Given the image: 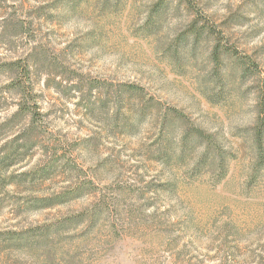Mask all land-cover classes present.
<instances>
[{"label":"rangeland","instance_id":"obj_1","mask_svg":"<svg viewBox=\"0 0 264 264\" xmlns=\"http://www.w3.org/2000/svg\"><path fill=\"white\" fill-rule=\"evenodd\" d=\"M187 1L241 53L221 51L214 63L212 38L179 39L192 18ZM156 2L0 0V231L105 203L98 224L64 228L62 257L4 264H264V167L252 177L248 137L264 90V0H165L160 20L149 18ZM240 55L259 72L242 77ZM16 57L31 67L34 123L15 115L7 86ZM128 84L142 92L129 95ZM168 109L216 135L231 157L222 181L175 161L179 139L166 141L157 123ZM79 183L75 199L30 206Z\"/></svg>","mask_w":264,"mask_h":264},{"label":"trees","instance_id":"obj_2","mask_svg":"<svg viewBox=\"0 0 264 264\" xmlns=\"http://www.w3.org/2000/svg\"><path fill=\"white\" fill-rule=\"evenodd\" d=\"M185 7L191 13L192 18L188 23L186 33H181L179 39L187 40V36H190L194 45L200 41L203 35L212 38L214 45L210 57L214 63L218 61L221 51L232 55L241 53L229 44L228 37L223 31L206 18L193 3L187 1ZM167 9L168 4L165 0H157L151 9L149 18L151 19L155 14L160 20ZM237 62L242 77H245L247 72H259L258 65L247 55H240ZM5 70L7 74H10L7 86L19 98L15 115L27 114L31 118V123H34L39 115L36 103L37 95L34 91L31 79L32 71L27 59L16 57L7 63ZM125 92L129 95H139L142 90L137 85L128 84ZM259 98L260 111L256 115L248 136L255 158L252 169L253 178L256 177L259 169L264 167V90ZM153 105L158 108L156 103ZM157 123L159 132L166 141L173 137L179 139L177 146L173 149L175 161L189 168L188 171L192 177H206L216 184L226 177L231 157L220 147L215 134L207 133L201 128L193 126L187 121L185 115L175 109L163 111L157 119ZM187 157L190 160L185 163ZM84 184H76L70 190L57 196L37 197L33 201L34 204L30 206H35L37 209H48L62 203L63 200L75 199L79 196L77 192L81 191ZM163 190L168 191L169 188L165 187ZM74 193L77 194L74 195ZM61 198L62 200H58ZM102 206H105V203L95 201L88 205L84 211L60 221L25 230L0 231V264H4V261L12 255L36 258L43 262H48L51 258L62 257L70 247L64 228L74 222L76 224L87 222L89 226L93 227L103 219L102 209L104 207ZM81 240H85L84 236L81 237Z\"/></svg>","mask_w":264,"mask_h":264}]
</instances>
